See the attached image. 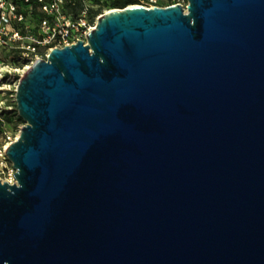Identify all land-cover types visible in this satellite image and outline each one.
<instances>
[{"label":"water","instance_id":"95a60500","mask_svg":"<svg viewBox=\"0 0 264 264\" xmlns=\"http://www.w3.org/2000/svg\"><path fill=\"white\" fill-rule=\"evenodd\" d=\"M16 102L0 264H264V0L116 8Z\"/></svg>","mask_w":264,"mask_h":264},{"label":"built area","instance_id":"2783aa9c","mask_svg":"<svg viewBox=\"0 0 264 264\" xmlns=\"http://www.w3.org/2000/svg\"><path fill=\"white\" fill-rule=\"evenodd\" d=\"M32 0H0V180L2 182L17 183L14 173L17 169L7 154L10 145L16 141L21 133V127L16 124V116L6 103V88L3 86L4 78L12 74L10 60L2 59L1 49L13 47L19 49L21 58L18 66L28 70L40 59H46L55 47H64L84 40L87 43V34L95 29L98 19L106 12L91 13L90 8L96 6L85 1L79 13L68 10L66 0H36L39 4L40 15L37 23H32L27 16L33 17ZM160 0H148L141 5L160 6ZM182 3L187 0H172L171 4ZM25 11L28 15L25 14ZM11 65V66H10ZM6 66L4 71L2 67ZM22 76V75H21ZM18 79L16 90L18 87ZM16 100V93H15Z\"/></svg>","mask_w":264,"mask_h":264},{"label":"trees","instance_id":"16d2710c","mask_svg":"<svg viewBox=\"0 0 264 264\" xmlns=\"http://www.w3.org/2000/svg\"><path fill=\"white\" fill-rule=\"evenodd\" d=\"M66 1H67L68 10L76 14L79 13L83 9L85 1H89L90 3L96 6V9L93 7L90 8L91 13H95V14L102 13L105 10L104 8L106 6L105 0H66ZM143 2L148 3V0H111V4L117 8H124L131 4H138V3H143ZM31 3H32L31 7L29 6V4L25 5L27 11H29L30 9L33 10V17L27 16V19L31 20L32 23L35 24L37 23L38 17L41 13L38 9L39 4L36 2V0H32ZM159 3H160V6H165V5L171 4L172 0H160ZM25 14L28 15L26 11H25ZM1 52H2L1 54L2 59L10 60L11 63L13 62L16 65L19 64V60L21 58L19 49H16L13 47L12 48L3 47L1 49ZM19 119L21 118L19 117Z\"/></svg>","mask_w":264,"mask_h":264},{"label":"rangeland","instance_id":"374dc122","mask_svg":"<svg viewBox=\"0 0 264 264\" xmlns=\"http://www.w3.org/2000/svg\"><path fill=\"white\" fill-rule=\"evenodd\" d=\"M138 4H143V3H138ZM105 10L114 7L111 4V0H105ZM151 7V6H148ZM117 8V7H114ZM11 65L14 67L12 69V74L10 77H8V75L4 78L3 82L1 83L3 84V86L6 88L7 94H6V103L11 106L10 109L13 112V114L16 116V124L18 125V127L23 126L26 122L20 117L19 112H18V106H17V102L15 100V93H16V83L18 81V79L21 78V75H23L27 70L24 67H15L18 66L15 63H11ZM10 65V66H11ZM5 70L10 69L7 68L6 66L2 67ZM19 83V82H18ZM19 117L22 119H19Z\"/></svg>","mask_w":264,"mask_h":264},{"label":"bare ground","instance_id":"6f19581e","mask_svg":"<svg viewBox=\"0 0 264 264\" xmlns=\"http://www.w3.org/2000/svg\"><path fill=\"white\" fill-rule=\"evenodd\" d=\"M113 11H116V8L112 7V8H109L106 10L105 13H110V12H113Z\"/></svg>","mask_w":264,"mask_h":264}]
</instances>
